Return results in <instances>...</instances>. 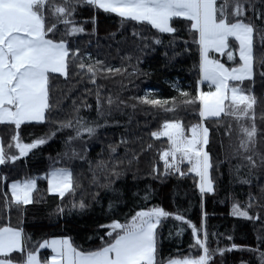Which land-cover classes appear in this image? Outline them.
Returning a JSON list of instances; mask_svg holds the SVG:
<instances>
[{
	"label": "trees",
	"instance_id": "1",
	"mask_svg": "<svg viewBox=\"0 0 264 264\" xmlns=\"http://www.w3.org/2000/svg\"><path fill=\"white\" fill-rule=\"evenodd\" d=\"M255 2L261 8L260 0ZM247 15L251 17L250 12ZM72 19L75 24L69 27L84 29L82 33L66 37L73 50L79 48L81 56L90 55L92 60L86 62L99 60L106 67L120 71L98 75L93 84L86 72L78 70L81 61H70L67 76L49 75L52 110L47 116L48 123L26 122L19 130L14 124L0 123V139L6 156V162L0 165V177H7L6 181L0 180V227H21L25 237L31 238L30 248L47 238L67 236L79 250L92 251L101 247V238L108 239L109 229L102 225H109L113 220L125 223L138 210L161 207L171 215L162 218L156 231L158 260L202 254V250L190 248L194 244L190 222L198 229H206L210 250L238 246L222 255L215 253L210 264H261L264 166L251 169L246 161L234 155L238 145L236 121L221 117L201 122L198 102L197 105L184 103L181 93H189V99L195 96L200 79L199 50L188 31L190 22L175 18L173 27L178 29V34H159L150 25L122 21L116 14L105 13L83 0ZM64 31L65 26L60 24L55 37L50 34L49 38L59 40ZM134 31L137 36H133ZM154 36L162 43L154 44L151 39ZM254 51L257 58L264 55L258 37ZM222 60L226 62L225 57ZM237 63L236 58L234 64ZM261 73L264 67L257 63L252 79L239 86L246 90V95L257 98L255 122L261 133L257 137V151L264 154V75ZM203 86L199 84L200 91ZM108 97L114 101L111 106L107 104ZM145 97L168 101L166 107L173 110L145 103ZM77 116L99 127L93 137L85 134L66 145L68 137L75 133L72 129L58 130L57 126L75 121ZM166 120L181 122L186 131L201 123L208 129L206 151L212 164V192H200L198 177L186 163L180 166L183 175L165 170L160 154L169 148V142L151 133L159 131ZM229 124L231 134L226 135ZM52 132L54 136L25 156L19 155L12 140L18 133L20 143L31 144ZM110 146L116 151L111 152ZM72 149L78 156L69 160L63 153L68 152L70 156ZM11 156L18 159H7ZM98 161L107 162V168H97ZM65 167L72 169L80 187L74 195L66 193L61 198L47 191L45 175L52 169ZM27 177H35L37 181L33 202L11 203L7 184ZM244 180L249 183H243ZM6 192L8 204L4 199ZM81 202L85 205L83 209L79 207ZM233 204L242 208L250 206L247 210L252 219L233 215ZM176 215L183 216L184 221L176 220Z\"/></svg>",
	"mask_w": 264,
	"mask_h": 264
},
{
	"label": "snow or ice",
	"instance_id": "2",
	"mask_svg": "<svg viewBox=\"0 0 264 264\" xmlns=\"http://www.w3.org/2000/svg\"><path fill=\"white\" fill-rule=\"evenodd\" d=\"M88 5L119 16L122 21H132L138 24L150 25L151 29L159 34H178L173 27L175 18H183L190 22L188 31L194 44L199 50V76L196 95L190 99L189 93H181L187 105L199 107L201 122L209 118L228 117L236 121L238 127V145L234 155L247 162L251 169L264 166V154L257 151L258 135H261L255 122L254 106L257 98L245 94L240 87L245 80H251L254 67L257 63L264 67V55L259 58L255 55V40L258 37L261 47H264V0H260L258 9L255 0H83ZM82 0H0V123L14 124L17 130L26 122L48 123V114L52 110L50 103L49 75L58 73L67 76L70 61L79 59L77 68L86 72L93 84L98 75H111L120 69L106 67L102 61H91L90 55L81 56L80 49L73 50L66 37L82 33V27H76L72 19L75 10ZM251 13V17L247 15ZM254 18V19H253ZM52 21L51 23H49ZM255 21L261 23L257 25ZM63 24L65 31L59 40L55 37L58 25ZM138 33L133 32V36ZM142 39L147 40L148 37ZM156 45L162 43L158 37H152ZM187 43V41H185ZM147 46V45H145ZM235 48L238 52L239 64L236 67H225L217 59L211 58L213 52L224 53L225 49ZM229 61L234 60V52H227ZM264 75V73H261ZM207 81L214 86V91H200L199 84ZM231 82H237L233 85ZM145 103L166 107L168 101L148 100ZM114 103L108 97L107 104ZM101 99L97 93V110ZM78 111V110H77ZM264 119V117H262ZM86 122L77 116L75 121L61 122L57 128L72 129L74 136H69L66 145L74 140L81 139L85 134L93 137L98 124ZM226 135L231 134V125L227 126ZM190 136L179 121H164L159 131L151 133L153 137H166L169 148L160 154L165 170L180 171L182 163L187 161L191 165L190 171L199 177V190L203 194L213 191V183L209 175L212 168L210 156L204 150L209 143L208 129L203 124H194L190 128ZM55 132L45 134L31 144L19 142V135H14L15 147L20 156H25L29 150L37 145H43L54 136ZM110 151L116 149L110 146ZM69 160L75 159L78 153L75 149L63 153ZM170 158V159H169ZM259 159V164L257 163ZM12 161L17 156L7 157ZM6 162L3 148H0V165ZM239 167V166H238ZM97 168L106 169L107 162L98 161ZM119 175V173H113ZM95 180V173H93ZM49 193H56L64 198L66 193L74 195L80 187L73 171L69 167L55 168L45 177ZM7 180V177H0ZM243 183H249L244 180ZM11 194V203L28 205L33 202V191L36 189V178H27L23 181L15 180L7 184ZM5 203L8 204V193H4ZM252 197L250 196V200ZM73 204V207H76ZM79 207L83 209L84 203ZM111 207V205H110ZM250 206L241 207L233 204L232 214L240 217L249 216ZM171 213L161 207L147 210H138L125 223L113 220L109 225H102L109 231L108 239L101 238V247L92 251H79L73 247L68 238H53L39 243V248H32L30 237H25L21 227H0V264H41L39 249L49 248L53 255L44 261V264H210L215 253L237 249L236 244L231 249H213L208 245V232L190 224L194 244L192 249L202 250L198 256L183 258H168L158 260L156 246V230L162 218ZM258 218V217H257ZM175 219L184 221V217L176 215ZM201 235L203 238H201ZM231 239V238H229ZM251 250V249H250ZM19 256L18 260L12 258ZM261 264H264V253H261Z\"/></svg>",
	"mask_w": 264,
	"mask_h": 264
},
{
	"label": "rangeland",
	"instance_id": "3",
	"mask_svg": "<svg viewBox=\"0 0 264 264\" xmlns=\"http://www.w3.org/2000/svg\"><path fill=\"white\" fill-rule=\"evenodd\" d=\"M229 50H232L233 52H234V60L233 61H229L228 60V57H227V52L229 51ZM210 56H211V58H213V59H217V60H219L221 63H223V64H225V67H229V68H231V67H236V66H238V64H239V56H238V52H236L235 50H234V47L233 48H231V49H225V51H224V53H216V52H213V53H211L210 54ZM223 57H225V60H226V62H224L223 60H222V58ZM236 58L238 59V63L237 64H234V62H235V60H236ZM253 76H254V71H253ZM252 76V77H253ZM233 85H236V83L237 82H231ZM202 84L204 85L203 86V88L201 89V91H204V92H207V91H214L215 89H214V86H210V84L207 82V81H205V82H202ZM147 92H151V90H147ZM209 119H211V118H209ZM181 123V122H180ZM182 124V123H181ZM183 126V125H182ZM203 127H205L204 125H203ZM191 128V127H190ZM190 128H189V130H190ZM189 130H185V132H186V135L187 136H190L191 135V133H190V131ZM162 138V137H161ZM163 138H166V137H163ZM167 139V138H166ZM0 148H2V143H1V139H0ZM204 150L206 151V145H204ZM184 163H186V164H188L187 163V161H185ZM189 165V164H188ZM190 168H191V165H189V170H190ZM53 170V169H52ZM51 171V170H50ZM50 171H48L47 172V174L45 175V177L48 175V173L50 172ZM191 172V171H190ZM192 174H195L194 172H191ZM196 175V174H195ZM209 175H210V170H209ZM197 176V175H196ZM198 177V176H197ZM27 178H35V177H27ZM27 178H23V179H18V180H20V181H23V180H25V179H27ZM211 178V177H210ZM47 180V179H46ZM212 180V179H211ZM13 181H15V180H13ZM12 181H10L9 183H11ZM200 182V180H199V177H198V183ZM8 183V184H9ZM213 183V182H212ZM36 185H37V181H36ZM35 190V189H34ZM33 193H34V191H33ZM205 193H210V192H205ZM51 194H56V193H51ZM9 195H10V197H11V194H10V192H9ZM58 195V194H57ZM157 231V230H156ZM53 238H68L69 240H70V238L69 237H67V236H61V237H51V238H47V239H44V240H42L40 243H43L44 241H46V240H51V239H53ZM70 242H71V240H70ZM72 243V242H71ZM73 245V244H72ZM73 247H75L74 245H73ZM35 248H39V243L35 246ZM76 248V247H75ZM77 250H79L78 248H76ZM79 251H81V250H79ZM53 255V253H52V251H51V249H49V248H43V249H39V252H38V256H39V259L41 260V264H44V261L45 260H47V259H49L51 256ZM12 258L14 259V260H18L19 259V256L17 255V254H13V256H12ZM181 258H183V257H181Z\"/></svg>",
	"mask_w": 264,
	"mask_h": 264
}]
</instances>
